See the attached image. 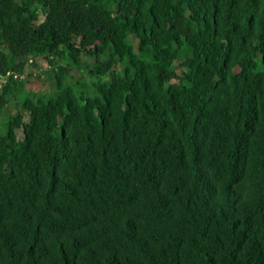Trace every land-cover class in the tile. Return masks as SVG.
<instances>
[{
    "label": "trees",
    "instance_id": "trees-1",
    "mask_svg": "<svg viewBox=\"0 0 264 264\" xmlns=\"http://www.w3.org/2000/svg\"><path fill=\"white\" fill-rule=\"evenodd\" d=\"M7 71L0 264H264V0H0Z\"/></svg>",
    "mask_w": 264,
    "mask_h": 264
},
{
    "label": "rangeland",
    "instance_id": "rangeland-1",
    "mask_svg": "<svg viewBox=\"0 0 264 264\" xmlns=\"http://www.w3.org/2000/svg\"><path fill=\"white\" fill-rule=\"evenodd\" d=\"M39 14H40V18H39V22L43 21L45 18V14L42 11L41 6L39 7ZM39 66L38 65H28L27 66V71L30 72L32 71L37 72L38 74L41 73V78H39L37 75H33V77L30 78V80L28 79V82L26 84V88L29 91L32 92H37V91H42L44 93L49 94L50 92H54L55 90V77L53 76V74H49V76H45V72L50 70V65L46 64L44 65V59L39 58ZM41 64H43L44 67H41ZM25 79H27L28 75L24 74L23 75ZM45 76V78H44ZM27 77V78H26ZM90 80V79H89ZM15 101H10V103L8 105H6L7 111L12 113V114H16L18 111H22V107L21 106H17L15 105ZM27 118V114L25 115ZM18 134L19 137L22 138V129L18 130Z\"/></svg>",
    "mask_w": 264,
    "mask_h": 264
},
{
    "label": "built area",
    "instance_id": "built-area-1",
    "mask_svg": "<svg viewBox=\"0 0 264 264\" xmlns=\"http://www.w3.org/2000/svg\"><path fill=\"white\" fill-rule=\"evenodd\" d=\"M12 73H13L12 71H7L6 73H1L0 74V84L5 83L8 80L9 76L12 75ZM14 76L17 78L18 74L15 73Z\"/></svg>",
    "mask_w": 264,
    "mask_h": 264
},
{
    "label": "clouds",
    "instance_id": "clouds-1",
    "mask_svg": "<svg viewBox=\"0 0 264 264\" xmlns=\"http://www.w3.org/2000/svg\"><path fill=\"white\" fill-rule=\"evenodd\" d=\"M3 84V83H2ZM2 84H0V87L2 86Z\"/></svg>",
    "mask_w": 264,
    "mask_h": 264
}]
</instances>
